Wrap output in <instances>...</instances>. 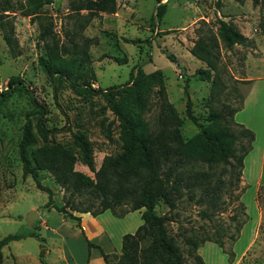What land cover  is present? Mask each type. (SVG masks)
Masks as SVG:
<instances>
[{"label":"rangeland","instance_id":"rangeland-1","mask_svg":"<svg viewBox=\"0 0 264 264\" xmlns=\"http://www.w3.org/2000/svg\"><path fill=\"white\" fill-rule=\"evenodd\" d=\"M67 2H44L34 11L45 21H52L53 30L61 35ZM116 3L118 16L100 13L83 30L85 35L96 37V44L83 48L60 37L57 48L53 49L39 40L38 18L34 16L28 0H0V20L10 23L12 29L11 44L7 45L2 34L8 28L0 26V89H3L8 77H19L44 108L40 119L45 127L52 129L47 135V142H58L69 149L76 156L74 169L89 177H93V173L80 160V152L72 142V133L82 134L89 141L92 165L96 169L103 156H114L121 149L118 122L105 107L100 93H77L62 80L54 91L48 76L38 64L39 56L58 64L71 57L79 59L78 54L84 52L87 62L77 73L76 81H88L94 88L125 83L130 68L137 61L149 58L143 70L160 69L166 97L181 118L179 131L183 139L192 137L196 132L195 125L184 115L186 96L191 102L192 113L204 124L210 109H220L222 104L235 106L248 89H263L259 81L264 80H257L250 88L249 83L251 79L264 77V0H258L256 4L251 0H116ZM158 3H165L159 21L154 16ZM2 6L7 10L2 12ZM218 18L232 24L246 41L227 48L217 37L218 69L224 86L208 102L209 82L190 77L195 68L204 64L193 57L188 48L196 37L197 21L203 20L205 27L216 35ZM162 49L172 54L175 61L169 60L161 52ZM32 109L35 106L23 89L15 90L0 104V238L8 233L25 232L28 227L24 218L29 210L37 212L30 228L38 235L21 237L3 245L0 264H41L38 259L40 249L43 250L45 264H63L64 254L69 264H86L92 255L98 254L101 240H91V245L87 246L76 220L53 207L60 206L67 194L47 170H39L38 177L40 184L49 189L50 195L38 189L29 175L21 174L17 143L25 114ZM252 112L260 111L256 106H249L243 113ZM38 116L37 113L29 115L35 136L29 150L43 143L35 127ZM240 139L245 142L243 137ZM221 178L226 180L229 175L224 173ZM238 188L232 190L227 187L222 191L218 205L224 210L213 217L215 224L232 233L235 220L243 217L237 205H244L246 217L236 239L231 241L226 235L222 236L224 251H232L230 259L215 243L211 246L206 241L197 248L203 264H264V186H259L252 195L251 192L245 193L246 187L241 181ZM191 195L193 198L183 192L176 202L174 220L166 224L186 264H191L192 260L187 256V246L182 237L196 233L202 227L211 231V224L199 217L198 211L203 208L201 205H205L198 200L199 190L195 189ZM107 197L100 195L94 187H82L74 193L72 203L84 209L98 210L100 205L110 201ZM250 197L253 205H250ZM48 198L50 204L46 205ZM111 202L120 204L116 209L121 208L125 212L119 214L121 216H111L108 210L98 214L99 220L104 221L103 224L113 235L132 232L141 222V209H130L125 204L128 202ZM165 210L166 207L159 201L157 213ZM232 213L237 216L235 220L229 217ZM72 214L77 216L78 212L72 211ZM65 250L69 254L63 253ZM111 260L116 261L115 258Z\"/></svg>","mask_w":264,"mask_h":264},{"label":"trees","instance_id":"trees-1","mask_svg":"<svg viewBox=\"0 0 264 264\" xmlns=\"http://www.w3.org/2000/svg\"><path fill=\"white\" fill-rule=\"evenodd\" d=\"M51 1L28 0L34 16L38 18L39 40L53 49L57 48L60 37L83 48L96 44V37L84 35V28L99 13L110 14L117 9L116 0H68L60 35L53 30L52 21H45L42 15L34 11L42 3ZM251 1L254 4L258 2ZM164 9L165 3L157 4L154 13L157 21L161 19ZM5 10L6 7L2 6L1 11ZM4 25L8 30L3 31L2 36L5 43L10 45L11 24L0 20L1 28H4ZM195 32L196 37L191 41L188 52L204 66L195 68L190 77L209 82L210 102L224 86L218 69V38L227 48L234 43H244L246 38L232 24L220 18L216 20V35L209 27H205L203 20L197 21ZM161 52L169 60L175 61L174 56L165 49ZM78 56L79 59L71 57L58 64L39 56L38 64L48 76L54 91L62 80L69 83L77 93L89 91L101 94L105 107L118 122L121 149L114 156H103L99 166L94 169L89 141L82 134L72 133V142L80 152V160L93 173V177L75 170L73 165L76 156L61 143L47 142V135L52 129L45 127L40 119L44 113L43 106L35 100L19 77L10 76L3 89H0V104L15 90L23 89L27 92L31 104L35 106V109L25 114L17 143L21 174L29 175L38 189L50 195L49 189L40 184L38 177L39 170H47L67 194L60 206L53 207L76 220L77 225L79 217L73 215L72 211L88 212L93 216L104 210H109L115 216L125 212L121 208L117 210L120 204L112 203L111 200L128 202L125 204L132 210L141 209L140 224L132 232H124L121 235L118 253H104L99 248L103 264H186L174 237L168 233L166 224L174 220L176 202L183 192L186 191L188 197L193 198L191 193L195 189L199 190L198 200L205 204L201 205L203 208L198 211L199 217L211 224V231L202 227L200 231H196L197 235L192 232L182 237V242L187 246V256L191 258V264H203L197 248L206 241L215 243L224 251L222 236L226 235L234 241L246 217L244 205L240 203L237 206L242 211V219L235 220L237 216L234 213L229 216L236 221L232 233H228L222 225L215 224L213 220L216 214L224 210L218 205L222 191L227 187L232 190L238 188L242 160L251 148L253 140V132L233 119L234 113L241 107L242 99L235 106L222 104L220 109H210L204 119L206 123L203 124L192 113L191 102L186 96L184 115L195 125L196 132L192 137L183 139L179 131L181 118L166 97L160 69L150 72L143 70V65L149 58L137 61L130 68L125 83L94 88L88 81H76L77 73L87 62L84 52ZM187 80L188 77L183 84L184 91ZM31 113L39 115L35 127L43 143L29 150V145L35 140L29 118ZM106 137L109 138V135ZM241 137L245 139L244 143ZM224 173L229 175L226 180L221 178ZM82 187H94L100 195L108 196L110 201L100 205L98 210L77 207L72 203V197ZM236 196L234 194L235 198ZM159 201L166 207L161 214L156 211ZM48 203L49 198L46 205ZM80 232L87 246L91 245L81 228ZM25 236L38 235L33 228H27L23 233H8L0 238V262L1 247ZM224 252L230 259L232 251ZM42 254L43 250L40 249L38 259L41 264H45ZM114 258L115 262L111 260Z\"/></svg>","mask_w":264,"mask_h":264},{"label":"crops","instance_id":"crops-1","mask_svg":"<svg viewBox=\"0 0 264 264\" xmlns=\"http://www.w3.org/2000/svg\"><path fill=\"white\" fill-rule=\"evenodd\" d=\"M116 4L118 5V3ZM110 14L114 16H118L117 11ZM257 80H264V77L251 79L250 80L251 82L249 83V88ZM259 86L262 87L263 89H260L258 91H256L255 89L252 90L248 89L245 92L246 94L244 93L242 97L241 107L233 115V119L235 122L242 124L244 127L250 129L253 132V140L251 142V148L243 157L242 169L240 175V179H241L240 181L246 187L244 190L245 193L251 192V195L256 191V189L259 186H264V81H259ZM249 106L251 107L256 106V108L260 112L259 113L252 112L248 114L243 113L245 112L246 109H248ZM250 205H253L251 197H250ZM106 211L108 210H104L103 212H101V214H103ZM110 214L111 216H113L111 212ZM77 216L79 217V223L77 225L78 230L80 232V228H81L87 239H89L90 241L91 240L96 241V239L97 241L101 240L100 247L104 253L119 252L120 238L124 232H119L117 235L115 234L113 235L109 230V228L103 224L104 221L102 219L99 220L98 214L93 216L88 212H84V213H78ZM109 220L110 218L107 219V221ZM207 243H209L211 246L213 245V242H207ZM65 252L66 250L63 251V253ZM66 253L69 254V251L67 250ZM65 255L66 254L62 256V259L64 261L63 264H69V262L65 258ZM88 263L103 264V260L100 255V252H98V254H95L94 256L92 255L89 258Z\"/></svg>","mask_w":264,"mask_h":264},{"label":"water","instance_id":"water-1","mask_svg":"<svg viewBox=\"0 0 264 264\" xmlns=\"http://www.w3.org/2000/svg\"><path fill=\"white\" fill-rule=\"evenodd\" d=\"M37 216V212L35 210H29L28 213L26 214L24 221L26 227L30 228L33 225V220Z\"/></svg>","mask_w":264,"mask_h":264}]
</instances>
